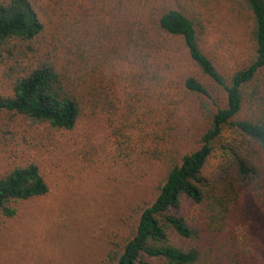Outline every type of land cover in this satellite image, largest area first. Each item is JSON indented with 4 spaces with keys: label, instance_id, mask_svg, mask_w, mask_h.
Masks as SVG:
<instances>
[{
    "label": "trees",
    "instance_id": "trees-1",
    "mask_svg": "<svg viewBox=\"0 0 264 264\" xmlns=\"http://www.w3.org/2000/svg\"><path fill=\"white\" fill-rule=\"evenodd\" d=\"M214 1L0 0V76L7 84L0 93V154L15 156L0 174V229L17 216V202L49 193L32 153L58 134L102 115L116 125L124 150L133 147L131 112L117 119L127 77L120 69L156 84L178 65L179 89L208 109V126L192 151L147 150L169 166L110 261L264 264V0L240 1L250 13L253 44L230 76L204 37V10ZM106 6L110 16L102 18L96 10ZM227 128L237 138L222 147L218 173L209 177L205 168Z\"/></svg>",
    "mask_w": 264,
    "mask_h": 264
},
{
    "label": "rangeland",
    "instance_id": "rangeland-1",
    "mask_svg": "<svg viewBox=\"0 0 264 264\" xmlns=\"http://www.w3.org/2000/svg\"><path fill=\"white\" fill-rule=\"evenodd\" d=\"M240 1H214L203 14L205 40L227 76L244 64L253 44L250 13ZM107 9L96 11L106 18ZM179 69L177 65L171 78L156 84L139 82L133 72L120 69L127 77L121 79L117 119L131 112L129 121L135 124L128 128L135 130L136 139L130 149L119 143L116 125L98 115L86 117L75 130L60 133L46 147L33 151L50 191L17 202V216L3 220L0 264H112L110 251L132 233L141 208L154 199L169 166L168 161L150 157L147 150L192 151L208 126V109L179 89ZM205 82L213 97L225 100L220 88L208 79ZM6 89L0 76V93ZM236 138L225 129L205 168L207 176L218 173L222 147ZM14 157L0 154V174ZM188 210L192 215L189 205Z\"/></svg>",
    "mask_w": 264,
    "mask_h": 264
}]
</instances>
